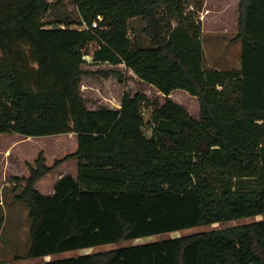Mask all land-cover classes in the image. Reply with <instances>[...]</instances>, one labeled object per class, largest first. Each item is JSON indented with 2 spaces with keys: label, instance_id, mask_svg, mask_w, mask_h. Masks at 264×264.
Wrapping results in <instances>:
<instances>
[{
  "label": "trees",
  "instance_id": "obj_1",
  "mask_svg": "<svg viewBox=\"0 0 264 264\" xmlns=\"http://www.w3.org/2000/svg\"><path fill=\"white\" fill-rule=\"evenodd\" d=\"M72 2L74 14L63 0H0V135H75L72 153L48 166L39 152L10 177L28 209L26 256L264 214V0L238 1V71L203 69L196 0ZM134 20L146 47L130 38ZM92 43L90 63L123 65L164 102L126 92L118 110L88 109L79 85ZM176 90L197 99L199 120L168 98ZM71 159L74 177L50 196L35 190ZM44 264H264V221Z\"/></svg>",
  "mask_w": 264,
  "mask_h": 264
},
{
  "label": "rangeland",
  "instance_id": "obj_2",
  "mask_svg": "<svg viewBox=\"0 0 264 264\" xmlns=\"http://www.w3.org/2000/svg\"><path fill=\"white\" fill-rule=\"evenodd\" d=\"M55 0H49L54 2ZM199 4L198 19L201 24L200 41L203 51V69L217 71H238L240 69L241 41L236 40L238 0H196ZM67 12L74 14L75 6L72 0H63ZM62 11V10H61ZM53 12L45 15L44 20H52ZM137 31L130 32L132 42H138L146 47L148 41L139 33L140 23L132 21ZM97 48L92 43L87 48L86 63L82 68L88 72L81 79L79 89L86 100L88 109L106 107L112 110L120 108L123 93H142L150 100H156L159 104L164 102L161 95L152 86L140 81L131 71L123 65L113 67L108 64L90 63L92 52ZM108 70H114L118 75H103ZM169 99L185 108L195 120H199V104L196 98L186 92L176 90L171 93ZM145 118L148 111H144ZM150 132L147 130L146 134ZM75 150L73 135H59L52 137L25 138L17 134L0 135V171L3 182L8 185L1 190L3 197V209H0V264H44L50 261L76 258L97 252H105L116 248L129 247L147 243L163 241L167 239L188 236L201 232L218 231L249 223L264 221V214L240 218L230 221L217 222L205 226L141 237L123 241L121 243L105 244L88 247L59 254L48 255L40 258H28L26 256L29 245L26 205L15 202L14 194L20 190L10 183L11 176H26L27 164H33L39 152H43L46 164L52 165L56 159ZM75 160H67L59 165L52 173L41 181L40 188L43 195H49V189L64 175L75 176ZM4 183V184H6Z\"/></svg>",
  "mask_w": 264,
  "mask_h": 264
},
{
  "label": "crops",
  "instance_id": "obj_3",
  "mask_svg": "<svg viewBox=\"0 0 264 264\" xmlns=\"http://www.w3.org/2000/svg\"><path fill=\"white\" fill-rule=\"evenodd\" d=\"M239 1V0H238ZM169 96H171V94L169 95ZM169 96H168V98H169ZM119 109V108H118ZM118 109H116V110H118ZM90 110H95V109H90ZM70 135H73V137H74V144H75V135L74 134H70ZM59 136V135H58ZM52 137V136H51ZM46 161H47V158H46ZM76 162V161H75ZM49 175V174H48ZM75 175H76V173H75ZM72 176V175H71ZM74 177V176H73ZM45 178V177H44ZM44 178H42L40 181H38L37 183H36V185H35V190L38 192V193H40L41 195H43V192L41 191L43 188H40V185H41V181L44 179ZM4 183H6V182H3L2 181V178H1V176H0V188H1V190L4 188V187H6L8 184L6 183V184H4ZM54 184H55V182H53L52 183V185H51V187H50V189H49V195L48 196H50V195H52L53 194V187H54ZM19 190H20V188H18ZM45 196V195H44ZM3 207V197H2V195H1V201H0V209ZM3 209V208H2Z\"/></svg>",
  "mask_w": 264,
  "mask_h": 264
},
{
  "label": "built area",
  "instance_id": "obj_4",
  "mask_svg": "<svg viewBox=\"0 0 264 264\" xmlns=\"http://www.w3.org/2000/svg\"><path fill=\"white\" fill-rule=\"evenodd\" d=\"M99 21L101 20L100 17L97 18ZM97 27V23L96 22H92L91 24V28H96ZM78 29H87V26L85 24L82 25V27L78 28ZM88 61V60H87Z\"/></svg>",
  "mask_w": 264,
  "mask_h": 264
},
{
  "label": "water",
  "instance_id": "obj_5",
  "mask_svg": "<svg viewBox=\"0 0 264 264\" xmlns=\"http://www.w3.org/2000/svg\"><path fill=\"white\" fill-rule=\"evenodd\" d=\"M146 136H148V134H146Z\"/></svg>",
  "mask_w": 264,
  "mask_h": 264
}]
</instances>
